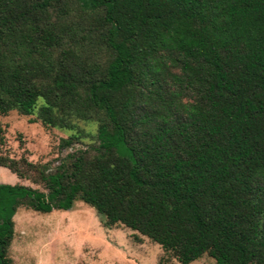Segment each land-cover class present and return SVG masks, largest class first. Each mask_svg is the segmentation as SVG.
<instances>
[{"label":"trees","instance_id":"16d2710c","mask_svg":"<svg viewBox=\"0 0 264 264\" xmlns=\"http://www.w3.org/2000/svg\"><path fill=\"white\" fill-rule=\"evenodd\" d=\"M10 111L83 146L0 155L42 186L0 184V264L16 208L74 201L177 264H264V0H0Z\"/></svg>","mask_w":264,"mask_h":264},{"label":"rangeland","instance_id":"374dc122","mask_svg":"<svg viewBox=\"0 0 264 264\" xmlns=\"http://www.w3.org/2000/svg\"><path fill=\"white\" fill-rule=\"evenodd\" d=\"M29 118L14 111L0 115V155L54 167L83 146L61 149L59 143L69 132L29 123ZM82 128L93 131L90 126ZM0 184L42 191L41 185L17 180L5 168H0ZM11 219L13 233L7 250L11 264H177L146 238L121 226H103L101 217L80 201H74L68 210L48 213L18 207ZM189 264L214 263L202 256Z\"/></svg>","mask_w":264,"mask_h":264}]
</instances>
